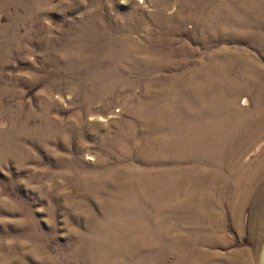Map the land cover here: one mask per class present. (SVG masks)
Instances as JSON below:
<instances>
[{"label":"rangeland","instance_id":"374dc122","mask_svg":"<svg viewBox=\"0 0 264 264\" xmlns=\"http://www.w3.org/2000/svg\"><path fill=\"white\" fill-rule=\"evenodd\" d=\"M233 1L0 0V264H78L83 240L101 239L89 233L91 214L103 220L118 192L115 176L153 179L176 167L136 157L149 136L142 119L157 103L180 125L202 109L206 128L210 97L225 91L228 107L214 102L226 109L207 133L216 159L203 167L222 176L210 181L212 194L234 186V174L264 172V129L244 137L239 130L264 109V17L238 22L236 5L227 20ZM247 1L264 9V0ZM218 153L229 156L230 171ZM143 200L140 217L149 221L156 210ZM225 216L226 240L207 249L218 259L202 264L255 260L264 236V173L244 208L243 235Z\"/></svg>","mask_w":264,"mask_h":264},{"label":"bare ground","instance_id":"6f19581e","mask_svg":"<svg viewBox=\"0 0 264 264\" xmlns=\"http://www.w3.org/2000/svg\"><path fill=\"white\" fill-rule=\"evenodd\" d=\"M248 3L247 0L228 3L230 11L227 20H234L236 5L242 7V14L236 17L238 22L264 17V9H256ZM224 96L225 91H221L217 96L210 97L206 128L202 127L200 121L203 116L202 109L195 111L197 113L195 119L180 125L176 120L169 121L170 109L160 103H157L151 116L142 119L143 128L149 136L142 139L136 157L146 164L156 163L161 167L175 164L176 167L162 170L158 175H153V179L148 175L149 173L144 172H138L136 176L126 179L115 176L116 183L120 182L118 192L110 194V198L107 199L106 207L104 206L103 209V220L91 214L92 223L91 227L89 226V233L101 239L83 240L82 243L86 246L80 249L84 251L78 249L74 254L77 257L82 253L83 259H79L78 264H165L166 257L171 255L175 256L172 264H202L208 259H218L219 255L207 249L226 240V213H229L233 219L232 228L243 235L242 214L249 202L252 189L264 172L258 169L244 178L234 174L236 178L234 186L233 183L229 185L230 182L229 184L223 182L224 184L218 185V189L212 194L210 181L215 176L206 173L207 170L203 167L204 164H210L216 159L210 157L208 153V149L217 146L216 141L207 133L213 130L210 124L217 118L216 115L223 113L228 107ZM215 101L221 102L226 108L219 109ZM248 105L249 100L246 98L244 106ZM144 106L147 111L151 109L148 104ZM190 118L192 119V116ZM239 123L242 137L250 135L251 132L260 133L264 129V109ZM244 145L245 142L241 141L237 146L238 150ZM152 154L154 157L150 162L149 157ZM217 156L224 157V169L230 171L233 163L229 156L223 153H218ZM185 163L194 166V170L189 172L191 176L182 168ZM215 178L221 179L222 176ZM145 179L147 183L143 184L142 181ZM190 184V190L184 192ZM143 199L151 203L156 210L155 217L149 221L140 217L145 204L139 207L138 202ZM126 216L128 217L124 219ZM120 235L122 237L119 239ZM261 237L263 238L256 249L255 260L250 257L251 254L246 255L247 264L256 261L264 264V236ZM238 257V259L228 258L227 262L230 260L232 264H240L242 257L240 258V255Z\"/></svg>","mask_w":264,"mask_h":264}]
</instances>
